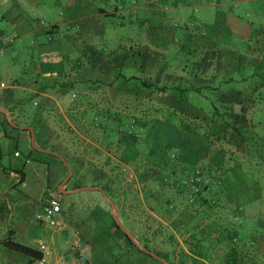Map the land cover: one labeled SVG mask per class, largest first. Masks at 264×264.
Segmentation results:
<instances>
[{"label":"rangeland","instance_id":"1","mask_svg":"<svg viewBox=\"0 0 264 264\" xmlns=\"http://www.w3.org/2000/svg\"><path fill=\"white\" fill-rule=\"evenodd\" d=\"M27 1L23 4L24 11L37 19L39 14L32 10V5ZM76 1L103 9L107 15L88 17L81 22H75L71 19L70 12L68 14L65 3L64 6L59 4L55 8H47L41 4L44 9L43 17L47 22L68 23L62 26L61 33L55 36L54 42L51 43L48 37L43 35L38 38L40 44L50 46L52 56L62 55L73 63L81 61L82 56L85 61L87 56H91L88 52L89 46L108 53L119 47L140 48L137 45L142 42L140 33L150 32L156 25L150 13L145 10L137 12V7L141 9L142 6L139 5L145 0ZM194 1L190 0L192 3ZM157 3L156 8H160V4L163 10L167 4L168 13L165 15L164 25L169 29L170 36L161 33L157 37L158 43L155 42L156 38L148 42L152 43L153 48H157L155 52L164 55L160 59L161 66L164 68L171 65L169 70L163 69V78L168 73L172 76H188V71L181 70L184 64L180 67V63L188 61L190 71L191 66L203 60L204 55L207 58V51L211 52L206 65L213 69L218 65L215 53L225 50L226 55L222 57L225 69L218 70L223 92L235 87L248 88L251 84L263 82L262 43L258 45L260 48L254 49L257 47L256 41L249 42L233 36L224 25L219 33H213L210 28H206L207 25H202V21L200 23V20H193L192 17L194 11L197 15L202 11L206 24L221 25L219 12L239 15L253 23L254 28L258 30V38L264 41V0H236L223 6H220L222 2L219 5L216 0L213 3L215 6H187L184 9L191 12V15L183 20L177 13L175 0ZM4 14H9L7 7L0 8V15ZM160 14L164 15L158 9L156 16ZM1 30L5 33L1 41L4 48L0 53V81L8 88L1 90L0 94L7 90L9 93L19 94L18 89L12 88L15 80L21 79L24 71L31 74L34 72L35 66L45 55L44 49L32 44L31 35L27 36L28 47L20 46V39L15 37L14 27L7 20H0ZM192 31L212 38L220 46L217 50H212L208 45L206 52L199 51L198 43L188 40L184 35L185 32L187 34ZM241 55L246 56V61L251 58L257 67L240 65ZM235 57L238 63L234 61ZM212 69L209 76L214 72ZM83 70V75L87 78V67H83ZM132 75L141 78L132 81L133 85H140L145 80V74L140 69L126 71V76ZM233 78L234 85L223 83L225 80L230 82ZM190 95L193 103L204 107L205 111L210 113L212 108L205 106V100H201L202 98L194 93ZM67 98L72 100L68 103L66 100V106L85 108V111H82L84 115L79 117L84 120L89 134L94 138L98 137L99 143H103L101 147L104 151L92 146L89 157L93 162L90 163L106 172L114 180L115 189L121 190L122 193L115 200L109 198L115 203L114 207L100 191H81L59 196L62 200V212L59 217L61 226L53 228L47 224L41 225L37 218L42 211L43 198L51 191L47 182L52 178V174L33 157L26 166L25 183L18 187L17 194L9 195L7 200L11 211L8 224L14 232L15 242L38 249L41 242L49 244L55 238L56 251L66 262L72 255L70 240L76 235L89 254V264H136L133 257L140 259V264H162L137 246L136 249L128 243L124 230L117 229L112 222L113 211L142 247H148V250L170 264H181L185 259L184 253L192 249L202 252L201 256L207 259L199 261L198 264H226L232 246L238 247L240 264H264V83L253 93V104L246 106L247 139L245 144L238 145L228 139L219 140L207 136L209 131L205 125L199 127L201 133L185 131L182 126L186 122L185 119L190 121V118L183 116V120L171 114L170 110L158 101V97L149 99L145 95L138 96L116 88L89 84L85 85L83 90L76 91L74 96L70 92ZM109 111L112 112L111 119L116 118L114 114L119 115L118 122H106V116L102 113ZM135 120L140 122L135 123ZM59 122L63 126V122ZM104 124H109V127L105 128ZM182 140L196 142L193 145L197 147L189 143L184 148L198 150V159H186L184 148L181 145L176 146V143ZM44 141L41 136V144ZM112 144L116 145L113 148L114 155L120 160L117 164H111L110 157H107L108 152L112 151ZM63 145L58 143L53 147L60 149L61 154L64 152L61 149ZM65 154L73 157L70 152ZM164 165L170 174L163 169ZM83 166H86L85 162L77 165L75 172L82 173ZM199 168L205 170L204 178L216 185L214 190L203 194V197L189 202L187 195L178 192V182L192 176ZM36 172H39L38 176ZM75 172L73 170V175ZM161 172L168 175L167 181L160 180ZM222 178H225V183L220 182ZM98 183L104 184L105 180H98ZM78 184V181L74 182V185ZM94 198L103 212L98 224L94 221L92 229L88 230L92 235L87 236L84 234L85 227L81 229L71 221L77 218L78 213L82 217L86 216V221L89 216L86 205H94ZM202 198L208 203H202ZM231 237L234 238L235 245L230 244ZM200 241H203L202 245ZM3 264L12 263L5 261ZM28 264H31L30 261Z\"/></svg>","mask_w":264,"mask_h":264},{"label":"trees","instance_id":"2","mask_svg":"<svg viewBox=\"0 0 264 264\" xmlns=\"http://www.w3.org/2000/svg\"><path fill=\"white\" fill-rule=\"evenodd\" d=\"M101 12H104V10H101ZM226 24L228 30L233 34V36H236L245 41L247 40L249 42L256 41L255 44L257 47H254V49L260 48L261 46L258 47L260 43L264 45V41L258 38V30L254 28L253 23H251L244 17L234 15L233 13H228ZM49 34H54L52 29L49 31ZM184 35L188 40H191L194 43H198L200 48L199 51L201 52H206L208 50V45L212 47V50H217L219 47L215 40L205 35L197 34L193 31L192 33L188 32L187 34L185 32ZM45 46L48 45L45 44ZM262 50H264V47H262ZM224 51L225 50H220L219 52L215 53V56L218 58V65L213 68L214 72L211 76H209V74L212 72V67L210 65H206V60L211 51H207V58H205L204 55L203 60L194 63V66H191L192 69L190 71L188 61H182L180 63V67L184 64L181 70L183 72L188 71V76H172L170 73H168L166 77L163 78V69L169 70L171 65H166L163 68V66H161L162 61L160 59L164 55L155 52V50H152L151 48L145 46H140V48L130 47V49H124L123 51L108 53L105 50L100 51L89 46L88 52L89 54H91V56H87L86 61L82 56L81 61L78 60L77 62H75V64H77L76 70L78 71H84L83 67L84 69H86L87 67L86 71L89 75L87 78H85L86 80L84 82H78L76 79L72 81H63L62 79H56L52 81L50 78H46L47 82H45L46 88L44 89V91H47L49 88L57 90L66 89L67 91H71L79 83L82 85H98L104 88H116L119 91L128 94H134L138 96L145 95L149 99L158 97V101L162 103L163 106H166L167 109L170 110L171 114L181 117L183 120L185 118H190V121L185 119L186 122L182 126L185 131L201 133L199 131V127L205 125L204 127H206L209 131V135L207 136H213L218 138L219 140L228 139V141L235 145H238V143L245 144L247 139L246 126L248 125V120L245 116L247 112L246 106L253 104V93L256 92L258 90V87L264 83V80L261 83L258 82L251 84L248 88L240 89L238 87H235V89H230L228 92H223V85L221 84L222 80L218 78V75L220 70L225 69V62L222 58L226 55V52ZM219 53H222V55H217ZM241 57L242 59L240 65H250L257 67V65L253 63V60L251 58H248L249 60L246 61V56L241 55ZM235 60L237 61L236 57L234 58V61ZM230 66V68L232 69V64H230ZM128 69L142 70L145 74V80L141 82L140 85L131 84L132 81H138L141 78L135 75H132L130 77L126 76V71ZM252 76H254V74H252ZM234 82V78L230 80V82L226 80L225 82L223 81L224 84L233 85ZM192 93H194L195 95H199L202 98L201 100H205L203 102L205 106L212 108L210 113L205 111L204 107L193 103L192 97L190 95ZM12 97L13 95L12 93H9V90H7L6 92H1L0 103H3L5 106H7L6 102ZM237 105L242 107L240 114L235 113V106ZM111 113L112 112L109 111L102 114L103 116H106V122L110 120L118 122L120 118L119 115L114 114L116 118L114 117L115 119H111ZM183 116H185V118ZM5 122L10 126L7 120H5ZM111 122L113 121H110V124ZM139 122V120H135V123ZM103 126L107 128L109 127V124H104ZM40 147L45 149L49 148L52 151L58 152V149L54 147ZM30 150L31 154L36 157L35 159L39 163H44L43 158H46L54 160L63 165L64 176L58 183V185L62 184L69 173L63 162L55 156L37 152L32 148L31 144ZM163 167V169L165 170L168 169L167 167H165V165ZM204 171L205 170H203L202 168H199L196 173H192V176H187L186 178H183L178 182V192L187 195L189 202H195L197 199L203 197V194L214 190V186L216 184L211 182L209 179L204 178ZM166 173L170 174L169 172H167V170ZM19 174L21 177L19 185H22L25 183V174ZM167 178L168 175L161 172L160 180L162 182H165L167 181ZM98 180H105V183L100 184L98 183ZM75 181H78L79 184L74 185ZM220 182L225 183V178H222ZM69 183L72 184L71 187L73 189H78L86 186L100 187L112 200H115L118 196H120V193H122L121 190L117 191L113 186L114 180H112L106 172L101 171L92 163H88L86 166H83L82 173L75 172V174L69 180L68 184ZM53 191H55V189ZM52 192L48 191L47 194L49 196H54L52 195ZM55 194V197L59 198L60 202L62 200L59 196H65L63 194L60 195L57 191H55ZM95 200L97 201V199ZM95 200V204L91 207L86 205V208L89 210L87 213L89 214V216L86 221V216L82 217L79 213L77 215V218L71 221L81 229L85 227L86 230H84V234L87 236H89L90 234L92 235V233L88 230L92 229L94 221H96V223L98 224V222L101 220V213L103 212V209L98 205V201L96 202ZM202 203L207 204L208 201L203 200L202 198ZM96 205L97 207L95 208ZM10 214L11 211L8 202L6 200H0V237H7L6 240L1 242L2 245L13 252L27 256L31 264H33L35 261L41 260L44 257L43 252L36 248L25 246L14 241V232L10 229V225L8 224ZM112 222L116 226V228L120 230V227L116 224V222L114 220H112ZM125 239L131 246L137 249L136 245L126 234ZM230 241V244L235 245L233 244V237L230 238ZM202 242L203 241H200V245H202ZM231 249V253L227 255L226 264H240V252L238 251V247L232 246ZM194 253H196V255ZM201 254L203 253L196 252V250L194 249L190 250L189 253L185 252V259L181 261V264H198L199 261L207 260L206 258L201 256Z\"/></svg>","mask_w":264,"mask_h":264},{"label":"crops","instance_id":"3","mask_svg":"<svg viewBox=\"0 0 264 264\" xmlns=\"http://www.w3.org/2000/svg\"><path fill=\"white\" fill-rule=\"evenodd\" d=\"M26 1L27 0H0V8L3 9L4 7H7L9 10L8 15H0V20H7L8 23L14 27L15 37L20 39V46L22 45L23 48H27L29 43L27 36L31 35L33 36L32 44L34 46L42 47L45 55L35 66V70L32 74L28 71H24L21 79L15 80V84L12 88L18 89L20 93H12L13 97L6 102L7 106L0 103V108H4L10 112L11 118L16 125L20 127H32L36 132L37 145L39 147H53L58 145V143L64 144L61 147L64 152H61V154L65 157L75 172V167L77 165H82L83 162H85V165L93 162V160L89 157L92 146H94L93 148L104 151L101 147L103 146V143H99L98 137L94 138L89 134L90 132L87 131L84 120L79 117V115H84L82 111H85V108H73L66 106V100L67 103L72 100V98H67L70 95V92H72V96H74L75 92L83 90L85 85L78 83L71 91H67L66 89L57 90L53 88H49L47 91H44L46 88L45 82H47L46 78H50L52 81L56 79H62L63 81H72L76 79L78 82H84L86 79L83 75L84 71L76 70L77 64L67 61L62 55H57L55 57L52 56L50 47L38 42V38L41 35L48 37L50 42H54L55 36L61 33L62 26H65L68 23H66V21L64 24L50 21L47 22L45 17H43L44 9L41 8V4L47 8H55L59 4L64 6L65 3V8H67L68 14L70 12L72 15L71 19L75 22H81V20L87 19L88 17L107 15V13L105 10L104 12H101L103 9H97L95 6H91V4L88 3H79L76 0H28L27 2H29V4L33 7L32 10L39 14V17L35 19L29 15V12L24 11L23 4H25ZM160 1L165 2V0H145L139 5L142 6L141 9L140 7H137V12L139 10H145L147 13H150L152 15V21L156 24L150 32L140 33V40H142V42L137 44L139 46H145L151 48L152 50H156L157 48H153L151 45L152 43L148 41H154L153 39L156 38L157 40L155 39V42L158 43L159 39L157 37L161 33H163L164 36H170L169 29H167L164 25V21H166L165 15L168 13L166 10L167 4L164 3L166 5L165 10H163L162 6L159 4V12L164 13V15L160 14L159 16H156L158 11L156 4ZM215 1L216 0H195L192 3L190 0H175V8L177 9V13L182 16L183 20L186 16L191 15V12L184 9L187 6H196V8L203 4L215 6L213 5ZM217 1L219 5L220 2H222V5L220 6H223L224 4H228L230 1L235 2L236 0ZM227 14L228 12L226 13L223 11L218 13L222 20L221 25L218 23H215V25L209 23L206 24L202 11H200L198 15L196 11H194L192 19H198L200 20V23L202 21V25H207L206 28H210L213 33H219L218 31L221 26L224 25L227 27ZM51 29L54 32L53 35L49 34ZM4 33L5 31H0V53L3 52L4 48L1 43ZM160 44L165 46L162 42H160ZM123 48L119 47L118 49L110 52L123 51ZM5 120L8 121L7 115L5 112H0V200L7 201L9 195L13 193L17 194L18 192L17 190L20 186L19 184L21 180L19 173L25 174L26 181V166L27 164H30V161L34 156L31 154L30 150V131L15 128L11 125L9 126L6 124ZM59 121L63 122V126H61ZM41 136L45 140L42 142L43 145L40 142ZM189 143H192L191 145H193L196 142L182 140L176 143V146L181 145V147L184 148L187 147ZM114 146L116 147L114 144L110 145L112 151L111 153L108 152L107 156L110 157L109 161L111 164H117L120 162L118 157L114 155ZM195 146L196 145H193V147ZM48 150L51 149L48 148ZM184 151L187 160H191L193 157L198 159V156L196 155L199 152L198 150H186L184 148ZM16 152L20 153L19 157L15 156ZM59 152L60 149L58 150V153ZM65 152H70V156L73 157L70 158L65 154ZM76 153L77 155H75ZM43 162L44 163H41V165L48 168V173L52 174V178H50L47 182V187L51 189V192L55 189V191L59 194H63V191L73 190L71 189V183L74 180L69 184L68 181L64 185L63 182L58 185L64 176L63 165L46 158H43ZM36 173V176H38L39 172ZM55 191L52 192V195L54 196H56ZM37 221L38 223L40 221L39 215ZM43 224L44 223H41V225ZM6 239L7 237H0V264H3L5 261L12 264H28L29 258L27 256L13 252L2 245L1 242ZM41 243L46 244L48 248V252L44 254L46 259L45 264H65L64 257L59 256L56 251L55 238H53L52 242L49 244L46 242ZM3 249H5L4 252ZM71 256L72 255L69 256V260L72 258ZM133 260L136 261V264H140V259L138 260V258L133 257Z\"/></svg>","mask_w":264,"mask_h":264},{"label":"built area","instance_id":"4","mask_svg":"<svg viewBox=\"0 0 264 264\" xmlns=\"http://www.w3.org/2000/svg\"><path fill=\"white\" fill-rule=\"evenodd\" d=\"M8 88L4 82H0V90ZM15 156L19 157L20 153L16 152ZM42 211L39 215V220L41 223L47 224L49 227L58 228L61 226L59 220L60 214L62 212V205L59 198L55 196H45L42 200ZM72 258L65 262V264H89V254L85 250L83 242L76 236L70 240ZM39 250L46 254L48 248L46 244L41 243ZM46 259L43 257L41 260L35 261L33 264H45Z\"/></svg>","mask_w":264,"mask_h":264},{"label":"water","instance_id":"5","mask_svg":"<svg viewBox=\"0 0 264 264\" xmlns=\"http://www.w3.org/2000/svg\"><path fill=\"white\" fill-rule=\"evenodd\" d=\"M241 111V107L239 105L235 106V113L236 114H239ZM0 112H5V114L7 115V119H8V122L11 126L15 127V128H20L22 130H28L30 131L31 133V145H32V148L34 150H36L37 152L39 153H43V154H49V155H52V156H55L57 158H59L64 166L68 169V175L67 177L65 178V180L63 181V185L66 184L73 176V170L70 166V164L68 163V161L65 159V157H63L61 154H59L58 152H55V151H52V150H48V149H45V148H41L37 145V139H36V132L35 130L32 128V127H20L18 125H16L14 123V121L12 120L11 118V115H10V112L7 111L6 109L4 108H0ZM81 191H100L104 194V196L106 197V200L107 202L110 203V205L112 207L115 206V203L112 201V200H109V197L107 196V194L105 193V191L100 188V187H96V186H86V187H81V188H78V189H73V190H68V191H63L62 193L63 194H73V193H78V192H81ZM112 215H113V218L116 222V224L122 229L124 230V232L126 233V235L132 240V242L142 251L144 252L145 254H148L150 255L151 257L157 259L158 261H160L162 264H170L168 263L166 260L164 259H161L157 254H155L154 252H151L150 250H148L147 248L145 247H142L139 242H137L133 235L123 226V224L120 222V220L117 218V216L115 215V213L112 211Z\"/></svg>","mask_w":264,"mask_h":264}]
</instances>
